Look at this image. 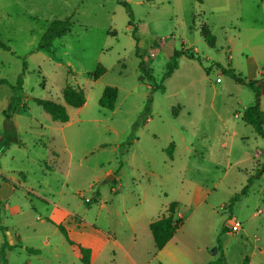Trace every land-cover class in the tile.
I'll return each mask as SVG.
<instances>
[{"label": "rangeland", "instance_id": "obj_1", "mask_svg": "<svg viewBox=\"0 0 264 264\" xmlns=\"http://www.w3.org/2000/svg\"><path fill=\"white\" fill-rule=\"evenodd\" d=\"M126 1L131 25L119 0H0L9 46L0 47V255L6 264H84L62 224L79 243L95 228L111 235L95 264H264V138L242 118L255 93L222 71L258 80L264 110V0ZM55 19L70 26L40 49ZM141 62L153 79H139ZM98 64L106 72L96 80ZM67 84L85 90L83 106L65 103ZM106 85L119 89L114 110L99 104ZM36 99L65 105L70 119L54 120ZM196 186L206 195L197 208ZM172 201L183 224L161 260L149 222Z\"/></svg>", "mask_w": 264, "mask_h": 264}, {"label": "trees", "instance_id": "obj_2", "mask_svg": "<svg viewBox=\"0 0 264 264\" xmlns=\"http://www.w3.org/2000/svg\"><path fill=\"white\" fill-rule=\"evenodd\" d=\"M119 2L126 8L128 15L130 17L129 25L133 23L134 20V13L132 10L131 5L126 0H119ZM70 26L69 19H55L48 25L45 33L43 34L38 47L40 49H45L51 47L54 39L61 36L66 30H68ZM202 36L205 38L207 43L210 46L216 45V37L211 32L209 26L207 24H204L201 28ZM137 43H136V51L138 53L139 51V43H138V37L135 36ZM0 47L8 49L9 46L6 45L3 41L0 40ZM185 54V52H176V55ZM187 55L191 58H195V55L193 53H187ZM177 65L176 60L168 63V70L166 72V76L171 75L173 70L175 69ZM218 66H220L219 63H217ZM221 67V66H220ZM139 68L142 72L140 74L139 79H144V75L147 74L150 79H153V75L151 71L147 68H145L144 64L141 62L139 65ZM222 71L224 73L229 74L233 79H235L238 83L248 85L254 90L255 93V103L253 105H250L245 111L243 112L242 118L245 121V123L252 125L256 132L261 135L264 138V110L260 107L259 99L262 95L261 86L259 84L258 80L255 79H248L244 76H242L240 73H237L234 68H222ZM106 72V68L102 64H98L96 70L93 73L94 79H99L104 73ZM262 75L264 76V70L262 72ZM2 81V80H1ZM23 84V75H20L18 78V85L21 87ZM119 89L115 85H106L103 93L99 99L100 106L114 110L118 98ZM63 98L65 100V103L73 106V107H81L83 106L87 101V95L83 88L76 87L71 84H67L63 88ZM36 102L47 112L50 114V116L54 120H58L61 122H66L70 119L69 113L67 111V108L65 105L56 102L52 99H36ZM12 108V104L9 105V109ZM7 124H12V121L9 117H7ZM173 146V144H171ZM172 152V150H169ZM2 181H8V178L4 175L0 174V185ZM248 190V186L244 187L241 192L235 194L230 201V206L233 204L235 200L239 198L241 194H245ZM1 203V199H0ZM179 203L177 201H172L169 204V207L167 209V214H163L156 218L155 220L151 221L149 224L150 231L152 233L155 248L156 251L162 250L166 244L174 237L176 232L180 229V227L183 224L182 217L177 216V210H178ZM61 232L66 237L69 244L72 245V247L78 252L80 260L84 264H92L91 262V249L89 247L83 246L81 243L74 241L70 238L68 231L66 227L62 224L58 225ZM7 246L9 249L13 247V245H10L7 243ZM26 250L30 251L31 253H39L40 250L34 247H27ZM0 260L3 262V264H6V257L5 253H2L0 255ZM249 258H245V264H247ZM224 259L219 258L216 260H211L207 262L206 264H223ZM163 264V263H160Z\"/></svg>", "mask_w": 264, "mask_h": 264}, {"label": "crops", "instance_id": "obj_3", "mask_svg": "<svg viewBox=\"0 0 264 264\" xmlns=\"http://www.w3.org/2000/svg\"><path fill=\"white\" fill-rule=\"evenodd\" d=\"M258 155V154H257ZM109 173H110V171H108ZM22 178H25V180H26V175L25 174H23L22 175ZM7 184V182L6 181H3V182H1V185H0V198L1 197H4L2 194H1V190L3 191V187L5 186ZM205 198H206V195H205V193H203L202 192V190H201V186H196V189L193 191V194H192V205L194 206V207H199L204 201H205ZM62 209H64L69 215H75L74 214V212L73 211H71L70 209H67V208H64V207H62ZM177 216L178 217H181L179 214H178V210H177ZM226 216L227 217H229V212L228 213H226ZM158 218V217H157ZM155 220V219H154ZM153 221V220H152ZM151 222V221H150ZM150 222H149V224H150ZM96 229V228H95ZM95 229H93L92 231H91V233H90V235H88L86 238H85V240H83V242L81 243L83 246H85V247H89L90 249H91V262H92V264H95V261L99 258V256H100V254H101V252H102V249H103V247L108 243V242H110V240L112 239V237H111V235H108V233H105L104 231H101V230H95ZM177 233V232H176ZM176 235V234H175ZM175 235H174V237H175ZM94 237V239L92 240V238ZM100 237V238H99ZM174 237L172 238V240L174 239ZM21 238V237H20ZM172 240H170L169 242H168V244L172 241ZM101 241H103V245H102V243H101ZM87 242H88V244H87ZM21 244H22V240H21ZM167 244V245H168ZM96 245H98V247H96ZM166 245V246H167ZM166 246L162 249V250H160L159 251V254L157 255L158 257H160L161 258V260H162V258H165V257H169V255H171L170 253H169V255L168 254H164L163 255V253H164V250H165V248H166ZM22 247H23V244H22ZM28 246L27 245H24V249H26ZM94 248H95V251H94ZM100 252V253H99ZM99 253V254H98ZM98 254V255H97ZM128 257H130V254L128 255ZM131 258V260H133L134 261V258L133 257H130ZM176 258V256H174V257H172L171 258V260H174ZM211 260H213V259H210V260H208L207 262H209V261H211ZM163 261H164V259H163ZM164 262H166V261H164ZM206 262V263H207ZM167 264V263H166ZM249 264H252V262H249Z\"/></svg>", "mask_w": 264, "mask_h": 264}, {"label": "built area", "instance_id": "obj_4", "mask_svg": "<svg viewBox=\"0 0 264 264\" xmlns=\"http://www.w3.org/2000/svg\"><path fill=\"white\" fill-rule=\"evenodd\" d=\"M231 219V227H232V231L233 232H238V231H240L241 230V228H242V223L239 221V220H237L236 218H230Z\"/></svg>", "mask_w": 264, "mask_h": 264}, {"label": "water", "instance_id": "obj_5", "mask_svg": "<svg viewBox=\"0 0 264 264\" xmlns=\"http://www.w3.org/2000/svg\"><path fill=\"white\" fill-rule=\"evenodd\" d=\"M113 177H114V176H113V175H111L109 179H113ZM11 242H12V241L10 240V243H11Z\"/></svg>", "mask_w": 264, "mask_h": 264}]
</instances>
